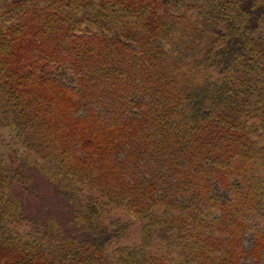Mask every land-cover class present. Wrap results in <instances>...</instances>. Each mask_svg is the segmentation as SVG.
Segmentation results:
<instances>
[{
  "label": "trees",
  "instance_id": "trees-1",
  "mask_svg": "<svg viewBox=\"0 0 264 264\" xmlns=\"http://www.w3.org/2000/svg\"><path fill=\"white\" fill-rule=\"evenodd\" d=\"M0 264H264V0H0Z\"/></svg>",
  "mask_w": 264,
  "mask_h": 264
},
{
  "label": "rangeland",
  "instance_id": "rangeland-1",
  "mask_svg": "<svg viewBox=\"0 0 264 264\" xmlns=\"http://www.w3.org/2000/svg\"><path fill=\"white\" fill-rule=\"evenodd\" d=\"M37 197L28 200L30 210L36 209H52L58 212L61 207L59 199L54 195L52 186L42 178L37 179Z\"/></svg>",
  "mask_w": 264,
  "mask_h": 264
}]
</instances>
